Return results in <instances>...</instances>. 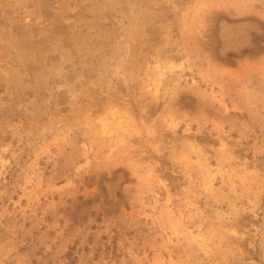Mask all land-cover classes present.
I'll list each match as a JSON object with an SVG mask.
<instances>
[{"label": "rangeland", "instance_id": "rangeland-1", "mask_svg": "<svg viewBox=\"0 0 264 264\" xmlns=\"http://www.w3.org/2000/svg\"><path fill=\"white\" fill-rule=\"evenodd\" d=\"M0 264H264V0H0Z\"/></svg>", "mask_w": 264, "mask_h": 264}]
</instances>
